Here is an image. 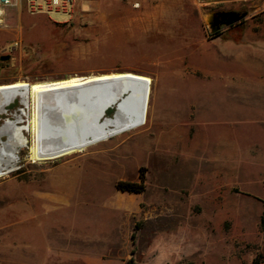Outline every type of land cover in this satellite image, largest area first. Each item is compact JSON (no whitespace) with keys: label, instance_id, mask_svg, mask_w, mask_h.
<instances>
[{"label":"rangeland","instance_id":"1","mask_svg":"<svg viewBox=\"0 0 264 264\" xmlns=\"http://www.w3.org/2000/svg\"><path fill=\"white\" fill-rule=\"evenodd\" d=\"M13 3L0 19V85L115 72L153 83L148 124L83 153L34 164L25 131L0 179V264H247L261 254L264 0H77L51 18ZM219 8L249 16L215 37ZM24 109L16 101L0 125ZM141 175L144 193L117 189Z\"/></svg>","mask_w":264,"mask_h":264},{"label":"bare ground","instance_id":"2","mask_svg":"<svg viewBox=\"0 0 264 264\" xmlns=\"http://www.w3.org/2000/svg\"><path fill=\"white\" fill-rule=\"evenodd\" d=\"M152 83V78L133 72H115L0 85V115H7L18 100L25 108L0 125V179L10 174L17 149L28 144V128L31 160L46 164L146 126ZM29 108L33 111L30 125L21 126ZM110 109L115 112L108 118Z\"/></svg>","mask_w":264,"mask_h":264},{"label":"built area","instance_id":"3","mask_svg":"<svg viewBox=\"0 0 264 264\" xmlns=\"http://www.w3.org/2000/svg\"><path fill=\"white\" fill-rule=\"evenodd\" d=\"M21 1L32 15H64L70 16L77 5V0H18ZM13 0H0V19L5 9L13 6ZM50 17V16H49ZM51 18V17H50ZM1 21V20H0ZM20 110V109H19Z\"/></svg>","mask_w":264,"mask_h":264},{"label":"flooded vegetation","instance_id":"4","mask_svg":"<svg viewBox=\"0 0 264 264\" xmlns=\"http://www.w3.org/2000/svg\"><path fill=\"white\" fill-rule=\"evenodd\" d=\"M238 13L239 15H243L247 13V16H245L243 19L239 20L238 22L231 24V25H226L225 22L228 21L231 16L230 15H225L226 13ZM213 14V27L216 29V31L212 34L215 35V37H219L223 32L225 31H232V30H237V28L243 24L246 19L249 16V12L247 10H242V11H235V10H230V9H224V8H219L216 9L212 12ZM211 27V26H210ZM212 32V28H211Z\"/></svg>","mask_w":264,"mask_h":264},{"label":"trees","instance_id":"5","mask_svg":"<svg viewBox=\"0 0 264 264\" xmlns=\"http://www.w3.org/2000/svg\"><path fill=\"white\" fill-rule=\"evenodd\" d=\"M116 187L122 192L142 194L146 190L145 178L141 175L140 182L119 181L117 182ZM262 262H264V255L258 254L254 259L253 264H260Z\"/></svg>","mask_w":264,"mask_h":264},{"label":"crops","instance_id":"6","mask_svg":"<svg viewBox=\"0 0 264 264\" xmlns=\"http://www.w3.org/2000/svg\"><path fill=\"white\" fill-rule=\"evenodd\" d=\"M247 46H244L243 48L244 49H247L246 48ZM249 47V46H248ZM28 245L27 244H20V249H21V251L23 252H30V250H31V248H28L27 247ZM53 246V245H52ZM51 248V247H50ZM53 248L55 249V246H53ZM49 249V250H51V251H53V252H51V253H48L47 251V253L50 255V257H52L53 256V254H57L58 253V251L59 250H57V249ZM258 251H259V253H261L262 255H264V238L260 241V244H259V246H258ZM63 253H65V252H63ZM68 255V252H66V256ZM68 257V256H67ZM256 258V256H252L249 260H247V264H253V261H254V259ZM260 264H264V262H262V263H260Z\"/></svg>","mask_w":264,"mask_h":264},{"label":"water","instance_id":"7","mask_svg":"<svg viewBox=\"0 0 264 264\" xmlns=\"http://www.w3.org/2000/svg\"><path fill=\"white\" fill-rule=\"evenodd\" d=\"M2 1H5V0H2ZM253 12L254 11H251L250 13H253ZM225 15L231 16V18L225 22L226 25H231V24H234V23L238 22L239 20L243 19L245 16H247V13H245L243 15H239L238 13L233 12V13H226ZM212 19H213V14L209 18V24L212 28V33H214L216 31V29H214V27H213ZM1 60L6 61V60H8V57H2Z\"/></svg>","mask_w":264,"mask_h":264}]
</instances>
